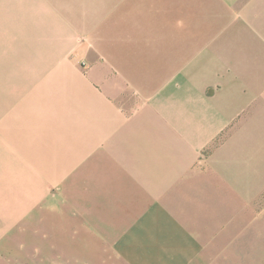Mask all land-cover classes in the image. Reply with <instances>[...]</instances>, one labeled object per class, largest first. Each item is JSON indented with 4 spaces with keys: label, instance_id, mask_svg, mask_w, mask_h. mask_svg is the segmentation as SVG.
Returning a JSON list of instances; mask_svg holds the SVG:
<instances>
[{
    "label": "crops",
    "instance_id": "1",
    "mask_svg": "<svg viewBox=\"0 0 264 264\" xmlns=\"http://www.w3.org/2000/svg\"><path fill=\"white\" fill-rule=\"evenodd\" d=\"M263 50L264 0H0V264L199 244L201 152L244 149Z\"/></svg>",
    "mask_w": 264,
    "mask_h": 264
},
{
    "label": "rangeland",
    "instance_id": "2",
    "mask_svg": "<svg viewBox=\"0 0 264 264\" xmlns=\"http://www.w3.org/2000/svg\"><path fill=\"white\" fill-rule=\"evenodd\" d=\"M243 49L249 46L244 45ZM76 53H72V59L80 67L84 66L87 58ZM256 57L259 59L258 52ZM247 112V117L233 120V125L246 121L251 130L239 155L232 152L231 157L216 156L211 164L205 161L213 152L222 150L224 146L217 148L222 142L227 144L228 139L224 140L222 135L201 152V164L208 167L209 177L201 180L199 194L188 206L190 214L187 213L194 218L189 221L198 234L193 240H198L199 244L178 246L175 253H168L166 248L171 246L152 243L148 235L144 236L145 232L141 238L115 236V261L106 252L102 257L105 264H264V95L251 104ZM230 151L233 149H225V154ZM26 247L33 248L32 245ZM39 247L41 252L47 251V245ZM84 247L87 249L83 256L88 257V264H98L99 255L90 251V247L95 250L96 245ZM38 264L65 262L53 261L47 253H42Z\"/></svg>",
    "mask_w": 264,
    "mask_h": 264
}]
</instances>
